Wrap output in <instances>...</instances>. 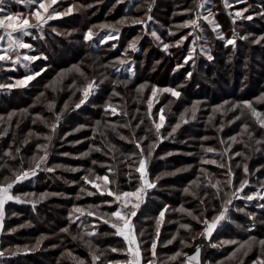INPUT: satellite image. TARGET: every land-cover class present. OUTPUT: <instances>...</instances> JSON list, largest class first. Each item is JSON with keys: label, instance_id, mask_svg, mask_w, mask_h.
<instances>
[{"label": "trees", "instance_id": "16d2710c", "mask_svg": "<svg viewBox=\"0 0 264 264\" xmlns=\"http://www.w3.org/2000/svg\"><path fill=\"white\" fill-rule=\"evenodd\" d=\"M151 1L135 0L128 11L112 14L113 11L107 15V20L112 22H117L119 20L117 17L120 15L128 21L124 23L126 28L121 26L116 28L119 30V40L108 43L105 48L88 47V42L84 43V34L89 29L88 25H77V23L71 25L70 27L82 31V33L70 32L73 36H79L80 44L77 52L65 46L71 53L81 54V60H84L86 65L79 67V71L75 68L70 73L61 74L53 82L40 81L38 87L36 85L21 87L20 93L14 88L10 90H7L8 87L0 88V135L6 136V140L0 146V184L6 185L11 182L14 179V172L34 167L32 157L44 155V151L38 150L37 145H49L47 161L41 164L36 175L16 183L11 190L12 195L19 196L23 202L13 200L5 204L3 229L0 231V251H4L6 255L0 258V264H79L80 261L91 264L90 253L100 256L96 264H127L131 256L127 251L126 241L123 237L114 234L115 229L110 224L103 222L104 219H109L104 214L110 213L117 207L113 204L109 208L104 203L106 199L112 200L113 197L101 196L91 183H85L82 178L87 176L90 181L103 188V181L97 180L96 177L107 174L110 190L135 191L141 185L139 173L135 171V168L139 167L140 159L139 149L135 147L137 141L141 142L145 155L150 143L156 145L148 163L150 178L155 187L148 191L136 217L132 218L135 226L134 235L142 256L141 264H146L149 259L153 260L154 264H184L183 254L204 231L205 225L202 221L205 218L211 221L219 214L223 203L229 198H232V203L228 205L226 220L210 241L211 250L206 255L208 264H253L257 257L264 258L259 244V241L264 240V208L260 207L264 204V200L259 199L260 196H264V129L247 110L243 115L239 108L230 110L234 96L221 100H228L226 104L229 105L225 106L224 111H214L212 108L207 111L195 109L193 118L192 109L190 108L191 111L187 113L183 108V105L189 107L196 98L200 97V93L206 90L214 92L217 87H223L225 90L223 86L225 83L233 84L231 89L227 88L234 91L231 93H237L236 89L242 86L241 80L247 77L250 86L256 89L255 92L263 88L264 65L251 66L256 56L252 53L253 45L249 43L248 33L249 29H254L256 32V28H252L253 24L247 18H243L238 23L240 25L238 28L232 22L233 18L229 17V12L242 6H232L230 9L225 7L224 0H217L218 5H215L216 0L206 1L208 9L217 12L218 23L220 17L225 19L222 20L224 27L221 31L223 30L225 39L235 37V46H226L225 41L222 40L226 52V55H222L223 49L218 46L217 36L214 34L215 39L208 41V47L204 48L210 50L206 53L213 59L204 57V53L200 54V59H198L199 54L195 56V71L187 80L193 83L190 89H187L188 92L185 90L182 95L184 103L180 99H171L170 94L166 97L164 103L168 108L163 111L166 118L160 129V135L157 136L153 121L159 123L161 114L157 106L160 102L159 93L155 96L154 110L149 114L147 92L139 89L140 83L144 82L145 78L138 80L136 76L140 69L139 63L137 65L133 63L132 67L128 68L122 67L119 63L110 65V61L122 58L124 49H130L128 45L141 33L142 23L133 24L131 21L144 20L145 11L143 13L140 10L136 11L135 7ZM196 1L154 0L153 2L160 12L167 15L166 11L179 5V2H183L182 7L187 9ZM246 1L243 8H247L248 11L245 13L253 17L260 16V21L264 23V16L260 15L264 13V0ZM207 31L212 33L209 26ZM259 31L261 30L257 32ZM58 34L55 31L45 32L41 37L37 36V40L25 36L23 39L33 47L32 50H28V55L39 52V55L41 54L39 61L29 70H23L18 63L13 65L12 61H0V65H3L0 68V84L9 85L15 79H21L20 77L25 76L26 73L34 74L39 69L38 64L42 67L50 61L53 63L54 58L50 54V49H55L56 39L63 38L60 33ZM242 34L247 39H243ZM146 42L157 46L153 41ZM113 43L116 45L115 48L112 47ZM156 48L161 47L159 45ZM170 50V54L165 52L164 55L169 62L172 63L173 60L176 64L187 52L184 45L170 47ZM229 54H234L235 57L230 59ZM160 55L164 59L163 54ZM139 56L140 52L135 53L130 50L129 58L138 59ZM25 64L29 63L25 62ZM188 64L186 63V66ZM188 69L182 70L183 76L187 74ZM249 73L250 76L247 75ZM66 80L70 82L66 84ZM93 80L97 84L95 91L77 108L76 105L83 98V89ZM219 81L223 83L220 86ZM220 93L223 95L224 92ZM49 104L54 107L50 109ZM109 105L116 108L117 114L113 115L111 108H108L107 114L105 113V108ZM185 112L188 114L184 117L187 123L181 119ZM56 115H60L61 119L53 133L51 126L55 123ZM237 116H240V119H236ZM97 121H100L99 125ZM177 124L180 126L172 132ZM245 125L247 130L244 128ZM49 135L52 136L51 141L44 139ZM145 136L147 139H144ZM232 137H235V141L231 139ZM68 143L69 145L66 146ZM65 147L70 149L73 156L64 154L67 151ZM209 147L214 151L206 152L205 149ZM9 150L16 157L14 160L4 155ZM172 151H185V154H169ZM202 159L215 160L217 163L203 164ZM172 160L179 163L168 165L167 162ZM93 161L96 163L94 164ZM219 164L225 166L218 167ZM58 165L66 167V171L60 173L66 180L57 177L55 183L53 180H56ZM245 166L247 172L244 170ZM229 167L233 173L232 177L228 175ZM47 168L54 170L49 172ZM109 168L112 172H109ZM130 172L131 181H129ZM5 177L8 179L6 180ZM229 179H232L231 185L226 183ZM113 180L115 183H112ZM245 180L247 186L242 192H238L241 181ZM217 181L220 182L217 187L222 189L220 198H216V188L211 186ZM185 189L188 191L186 192ZM88 192H93L95 195L89 196ZM45 193L49 195L41 198ZM53 193L55 195H52ZM233 193H236V197L232 196ZM254 193L258 195L252 201H248L246 196ZM201 200H204L203 204ZM135 202L137 200L133 199L132 203ZM90 205L93 206L91 209H89ZM77 207L83 209V215L74 212V208ZM128 208H131V203ZM89 210L93 212L92 216L88 215ZM161 211H165L162 221L159 218ZM188 212L199 217L200 222L193 220ZM70 216L75 223H70ZM110 219L115 221V217ZM182 224H188L190 228H182ZM65 228L68 229L67 232L61 231ZM89 232L96 234L90 236ZM252 237H255V242L251 251L244 255L247 251L246 242ZM37 241H40L39 246ZM153 241L157 244L155 256L151 253ZM227 241H235V243H227ZM242 244L245 247L242 248ZM113 248L117 251H111ZM177 252L182 255L173 259Z\"/></svg>", "mask_w": 264, "mask_h": 264}, {"label": "rangeland", "instance_id": "374dc122", "mask_svg": "<svg viewBox=\"0 0 264 264\" xmlns=\"http://www.w3.org/2000/svg\"><path fill=\"white\" fill-rule=\"evenodd\" d=\"M133 1H135V0H119V2H118V0H57V3L55 5H53V8H55L57 12L64 13L70 7L73 9V11L71 12V14L62 15V16H59V17L54 18L52 20H49L48 23L43 25L42 28L30 29L31 34L29 35V37L34 38L35 40H37V38H38L37 36L41 37V35H44L45 32H52V31H55L57 34L60 33L63 36V38H61V40L56 39L55 40L56 41L55 49L54 50L50 49V54H52L53 58H54L53 63H51V61H50L42 67H41V65L38 64L39 69L36 72H40L41 75L36 76L35 79L29 81L27 86L36 85L38 87L39 86L38 82H40V81H44L45 83L53 82L54 80L58 79V77L61 74H66L68 72L70 73V72L74 71L75 68L84 67V65H86L84 60H81V54L71 53V51H68V48L65 47V46H69V48L73 49L72 50L73 52H77L79 49L78 48V46L80 44L79 38H78L79 36H73L72 33H70V32L82 33V31L78 28L70 27L73 24L77 23V25H88L89 28H92L94 33L98 34L97 36H94L93 41H87L88 47H91V46L92 47H94V46L95 47H99V46L104 47V46H107L108 43L117 42V40H119L120 36L118 37V39L108 40L106 43L100 44L99 38L103 37L107 33L111 32L112 29L111 28H103L102 29L98 26L104 25V24L113 25V26H115V28H121V27L126 26V25H124V23L123 24L118 23L119 21H121L125 17L120 15L121 17L120 16L117 17V19H119V20H117V22H115V21L112 22V21L107 20V15L113 11L114 12L112 14H115L116 12L121 13L122 11L123 12L128 11V9H129V7H131V5H132L131 3ZM153 1L154 0H152L150 3L144 2V3H141L135 7L136 11L140 10L142 13L145 11V14L143 16V19H144L143 22L144 23H142V27L140 29L141 33H139V35L137 36V38H139L138 42L136 44L137 50L134 51L135 53L140 52V56L138 57V59H136V57L135 58H133V57L129 58L131 49H127V51H126V49H124L122 58L116 59L114 61L113 60L110 61V65L115 64V63L116 64L119 63L122 65V67L124 66V68H128V67H132L133 63H135L136 65L139 63L138 67L140 69H139V71H137L136 76H138V80L145 78L144 82L140 83L139 89L142 92H147L146 93V100L148 99V101H149V99H151L152 104L155 103V96L152 95L153 86H155L157 89H164V88H168V87L176 89L177 91H179L181 93V96L179 98L171 96V99L172 98L174 100L180 99L184 103V98L182 97V95L184 94L185 90H186V92H188L187 89H190V86L193 83V82H188L187 80H189L188 73L192 74L195 71V68H194L195 56L197 54H199L198 59H200V54H202V53L205 54L204 57H206V58L208 57V55H210V54L207 55L206 52H202V49L208 47V41H210L212 39L214 40L215 39L214 34L217 36V32H219L223 36H225L224 32H222L223 30L221 31V29H223V27H224V23L222 22V20H225V19L223 17H220L221 20H219V23L216 21L217 12L215 10L208 9L207 3H206L207 0H197L196 3L194 2L191 4V5H193L192 7L189 6L187 9L185 7H182L183 2H181V3L179 2L178 3L179 5H175L174 8L169 10L168 12L166 11V13H168L167 15H165V13L160 12L156 6V3H154ZM245 2H247V1L243 0V2H241V0H228V7L230 9L232 6H242L240 9L231 10L229 12L230 16L228 15L229 17H232L233 20L234 19L236 20L235 24H236L237 28H238V26L240 27V25H238V23L241 22V20L243 18H247V16H249V14L244 12L242 18H239V19L235 18V13L237 11H243V9H244L243 5L245 4ZM201 3H203V5H204L202 8L199 7V5ZM215 5H218L217 0L215 1ZM8 7H10L13 12H20V13L24 14L25 16H28L29 12L35 6H31V8H30L29 6L26 5V0H25V2H22L20 4H16L13 2L10 5H8ZM149 7L151 8L150 12L148 11ZM51 11H52V9L50 8L49 12H51ZM209 11H211L213 14L210 17V19H214L216 21V23L219 24V26H220L216 32H214L212 30L211 25L206 23L207 21L203 20L202 18L198 21L200 27L196 28L195 30H193L192 28L179 27L180 25H183L189 19H196L197 13H199V15L201 17H203V16H207ZM41 12L43 13L42 9H41ZM43 14L47 15V13H43ZM148 16H151V19H148ZM228 16L225 18L227 19ZM146 17H147V19H146ZM259 18H260V16L253 17L252 20L247 19L250 23L253 24L252 28H256L255 29L256 32H254V29H249L248 36L250 38L249 43L253 45L252 46V53L256 56L255 60H254L255 64L251 63V66L256 65L258 67L264 65V40L260 39V37H264V28H263L264 23L262 21H260ZM233 20H232V22H233ZM126 21H128V20L126 19ZM30 22L34 23L35 22L34 18L31 19ZM94 25L97 27H93ZM119 26H121V27H119ZM207 26H209V29L212 30V33L207 31ZM124 28H126V27H124ZM257 29L261 30V31H259L260 33L257 32L258 31ZM152 31H156L157 35L161 37L163 42L168 43L170 45H174L176 41H179L182 36L187 35L189 32L193 33V37L199 35L200 37H202V39L197 40L195 45H193L190 43V41L192 40L193 37H189V41H185V43L183 44L187 49L186 55H184L182 57L181 61H179L178 64L174 63V61L172 60V63H173L172 64L171 62L168 61L167 57H165V55H164L166 53L163 50V44L152 37V35H151ZM169 31L175 33V35L169 36L168 35ZM0 35H5L2 30H0ZM70 35L72 37H68ZM241 36H243V34ZM68 38H72V39H68ZM137 38H135L134 40H136ZM146 41H153L157 44V46L154 43H152L153 44L152 45ZM217 41L216 42L218 43V46L219 47L221 46L223 49L222 55L225 54L226 53L224 50L225 46H223L224 42L218 38H217ZM257 41H259V42H257ZM24 42L28 43L25 40H24ZM84 43H86V41H84ZM114 43H113V45H115ZM28 44H30V43H28ZM69 44H72V45H69ZM159 45L161 48L157 49L156 47H158ZM183 45H181V46H183ZM171 47H175V46H171ZM193 47L195 48V51L193 53L192 60H190L189 61L190 64L187 63L188 65L186 66V64L184 63V59L187 56L189 49L193 48ZM7 48H8V40H7V37L5 35V38L3 40H0V55L5 54V49H7ZM32 49H33V47L30 50H32ZM28 50L29 49H17L16 52L9 51L8 55L11 56V60H7V61L15 60L14 59L15 56L17 57V55L19 54L21 57V61H20V63H18V66L21 65L22 67L21 66L20 67L23 70H29L31 68H34V66H35L34 63L37 64L39 59H36L34 61H24L23 60V56L28 55V53H29ZM167 53L168 54L171 53L170 48L168 49ZM13 54H15V56ZM160 54H163L164 59H162L160 57L161 56ZM229 55H230L229 56L230 59L235 57V56H233L234 54H229ZM33 56L40 57L41 54L39 55V52L36 51V54H34ZM139 58H142V59H139ZM121 61H124V62L121 63ZM25 62L29 63L30 65L28 64L27 67H24V65H26ZM247 63H249V62H247ZM178 65H182V66L178 67ZM185 68L186 69L189 68V69L186 71L187 74L185 76H183L182 70ZM42 69H46V70L42 71ZM129 70H133V69H129ZM29 74L30 73H26L25 76L29 75ZM247 75L250 76V73ZM25 76H21L20 77L21 79H15V81L16 80H22ZM248 78L249 77H247V79L244 78L243 80H241L242 86L240 88L236 89L237 93H231V92H234V91L230 90L231 86H234L233 84L226 85V83H225L223 85L225 87V90H223V87L222 88L217 87L214 92H210L209 90H206L205 92L200 93V97L196 98L195 101H193L189 105V107L186 105H183V108H184V110H186L187 113L189 110L191 111V109H193V105H195V109H200V110H204V111L209 110V108H212L213 110L219 108L220 109L219 111H224L225 106L229 105V104L225 103L228 100H224V101H221V100L223 98L234 96L233 98H235V99L232 98L233 99L231 102L232 104L240 103L243 101H250L253 103V106L255 107V109L258 112L264 114V102H257V99L262 94H264V85H263L262 89H259V90L257 89V92H255L256 89L253 88L252 85L250 86V84L248 83L249 82ZM15 81L12 83V85H15ZM68 82H70V80L69 81L66 80V84ZM221 84H223V83L219 81V86ZM142 85L144 86L143 88H141ZM227 87H229L230 89H228ZM10 88L16 89L17 90L16 92H19V93L21 91L19 89L21 87H19V86H13ZM10 88L8 87L7 90H10ZM220 92H224L223 95ZM157 93H159V95H158L159 99L158 100L160 101L157 103V106L159 107V109H163V110L167 109L168 106L166 103H164V101H166V97L170 93H165L162 91H158ZM91 96H92V92L90 94V97ZM235 96H237V97H235ZM221 105H223V108L220 107ZM152 110H154V106L152 107ZM187 113L182 114L183 117H185V116L187 117V115H188ZM164 116L166 118V115H164ZM77 128H82V127H77ZM70 144L74 145L75 143H70ZM68 145H69V143L66 144V146H68ZM65 149L67 150L65 152V153H67L66 156H70V157L73 156L72 152L70 151V149L68 147H65ZM169 154H173V155L185 154V151H176V152L172 151ZM174 157H176V156H174ZM173 159L177 160L176 158H173ZM176 162L179 163L178 161L172 160V162H167V164L168 165L172 164V166H173V165H175ZM63 171H66V167H64V165L59 166V170L57 171V173H56L57 175L55 177L56 180L54 179L53 182L54 181H55V183L57 182V177L60 178L61 180H66L63 177V174H60V173H63ZM147 171H148L149 182L154 183L150 178L148 167H147ZM32 177L33 176H30L28 179H30ZM28 179H26V180H28ZM150 189H147L146 194H144V196H143V200H145L147 193ZM56 196H58V195H56ZM133 199H136V198L135 197L129 198L130 203H132ZM133 234H134V231H133ZM136 241H137V239H136ZM126 244H127V242H126ZM137 244L139 245L138 241H137ZM193 245H194V242H193ZM127 246L129 247L128 244H127ZM192 246H191V248H192ZM186 254H188V251L186 252ZM203 257H204V255H203ZM184 259L186 261L185 256H184ZM204 260H205V264H207L206 263V257Z\"/></svg>", "mask_w": 264, "mask_h": 264}, {"label": "snow or ice", "instance_id": "6c2138e0", "mask_svg": "<svg viewBox=\"0 0 264 264\" xmlns=\"http://www.w3.org/2000/svg\"><path fill=\"white\" fill-rule=\"evenodd\" d=\"M16 3V4H20L22 2H25V0H0V30L3 31V33L6 35L7 40H8V48L5 49V54L0 55V61H7V60H11V56L8 55L9 51H16L17 49H31L32 46L28 43L24 42V37L25 36H29L30 33V29L33 28H42L43 25L47 24L49 20H52L54 18H57L59 16L62 15H67V14H71V12L73 11V9L70 7L68 8L64 13H59L56 11L55 8H53V5H55L57 3V0H26V5L29 6L31 8V6H35L34 8H32V10L29 12L28 16H25L24 14L20 13V12H13L11 10L10 7H8V5H10L11 3ZM119 2V0H118ZM241 2H243V0H241ZM225 3V7H228V0H224ZM203 3H201L199 5V7H203ZM52 9L51 12H49V9ZM41 9L43 10V13H47V15H44L41 12ZM148 11H151V8L149 7ZM248 9L245 8L243 9V11H237L235 13V18L239 19L243 17V13L247 12ZM212 12L209 11L207 16H203L201 17L199 15V13H197V17L196 19H189L188 21H186L183 25H180L179 27H185V28H192L193 30H195L196 28H199L200 25L198 23V21L202 18L203 20L207 21V23L209 25H211L212 30L214 32L217 31V29L220 27L219 24L216 23V21L214 19H210V17L212 16ZM261 16H264V13H260ZM34 18V23L30 22L31 19ZM127 18L122 19L121 21H119L118 23L123 24L125 23ZM148 19H151V16H148ZM248 20H252L253 17L251 15L247 16ZM133 24H140L143 23L142 19H133L131 21ZM236 20H233V23H235ZM93 27H97V26H93ZM98 27L100 28H111L112 31L107 33L106 35H104L103 37L99 38V43L100 44H104L106 43L108 40H112V39H118L119 37V30L115 28V26L113 25H99ZM5 35H0V40H3L5 38ZM97 33H94L92 28H89L88 31L84 34V40L85 41H93L94 36H97ZM151 35L153 38H155L157 41H159L160 43L163 44V50L165 52L168 51V49L171 46H175V47H180L181 45H183L185 43V41H189V37H193V33L189 32L187 35H184L180 38L179 41H176L174 45H170L168 43H164L163 40L161 39L160 36L157 35L156 31H152ZM169 36H173L175 35V33L169 31L168 32ZM217 38L220 40H224L225 41V45H233L235 46V37L232 39H225V37L217 32ZM243 39H247V37H242ZM137 38L136 40H133L129 45L128 48H130L132 51H136V44L138 42ZM202 39V37H200L199 35L195 36L192 38V40L190 41L191 44L195 45L197 40ZM260 39L264 40V37H260ZM259 42V41H257ZM113 48L116 47V45H112ZM127 51V49H126ZM195 51V48H190L188 51L187 56L184 59V63H188L190 60H192L193 57V53ZM210 50L208 49H202V52H208ZM40 57L37 56H33V55H24L23 56V60L24 61H34L36 59H39ZM209 60H212L213 57L211 55H208L207 57ZM44 59H47V57H44ZM21 61V57L18 54L15 60H12V64L15 65L17 63H19ZM124 61H121V63H123ZM182 65H178V67H180ZM3 65H0V68H2ZM24 67H27V65H24ZM14 70V69H12ZM46 69H42V71H44ZM77 71H79V68L76 69ZM41 75L40 72H36L34 74H30V75H26L22 80H16L15 81V85L9 84V85H3L0 84V88L3 87H13V86H19V87H26L28 82L35 79L36 76ZM81 75H83V73L81 72ZM191 73H188V77H191ZM97 87V84L95 82V80L89 82L87 84V86L83 89V98L80 100V103L76 105V107H80L81 104L85 103L89 97V95L91 94V92L95 91ZM144 86L142 85L141 88H143ZM158 91H162L165 93H170L171 96L179 98L181 96V93L179 91H177L174 88L168 87V88H164V89H157L155 86H153L152 88V95L156 96ZM114 95H118V93H114ZM41 96H43V93H41ZM257 102H264V94H262L258 99ZM227 103V102H225ZM52 107H54V105L49 104V108L51 109ZM67 107V105H66ZM153 104L151 99H149L148 102V110H149V114H151V110H152ZM221 108H223V105L220 106ZM108 108H111V112L113 115L117 114L116 113V108L114 106L109 105L108 107L105 108V113L107 114L108 112ZM239 108L241 110V115L244 114L245 110H247L248 112H250L255 118L257 123L259 124V126L264 129V114L258 112L255 107L253 106V103L250 101H243L240 103H236L233 104L231 106L230 110H235ZM220 109H214V111H219ZM163 109H160V116H159V123H156L155 121H153V123L155 124V130H156V134L157 136L160 135V129L163 126L164 122H165V116L163 115ZM192 116L193 118L195 117V105H193V109H192ZM61 116L60 115H56L55 117V123L52 124V132L55 133V130L57 128V126L59 125ZM181 119L184 123H187V120H184L183 115L181 116ZM236 119H240V116H237ZM141 123H143V121H141ZM100 124V121H97V125ZM127 126V125H125ZM180 125L177 124L175 127H173L172 132H175L176 129L179 127ZM137 127H139V125H137ZM245 130H247V125L244 126ZM7 130H5L6 132ZM77 131H79V129H77ZM169 135H171V133H169ZM44 139L51 141L52 136H45ZM121 139H124V137H121ZM144 139H147V136L144 137ZM205 139H207V137H205ZM231 139H233V141H235V137H232ZM259 143V141H257ZM48 144H38L37 145V149L38 150H43L44 151V155L43 156H33L32 157V162L34 163V167H30L27 170H19L18 172H14L13 176L14 179H12L11 182L6 183V185H2L0 184V231H2L3 229V219H4V215H5V204L8 201H13L15 200L16 202H23L21 201L19 196H13L11 194V190L14 187V185L16 183H20L26 179H28L30 176H35L36 172L38 169H40L41 164L46 163L47 161V149H48ZM135 147L137 149H139V167L135 168V171L139 173V179L141 182L140 187L136 188L135 191H126V192H120L119 190L117 191H112L109 189V176L106 174L103 177H99L97 176L96 179L97 180H102L103 181V188H101V186L93 181H90L88 179L87 176L83 177L82 179L85 181V183H91L92 187L95 188L97 190V192L101 195V196H107V197H113L112 200H105L104 203L108 205L109 208L112 207L113 204L117 205V207L115 208V210H112L110 213H105L104 216H108L109 219H104V223L105 224H110V226L115 229V235L121 236L123 237V239L127 242V244L129 245L128 247V253L131 256V259L127 262V264H141V259H140V248L139 245L137 244L136 238L133 235V231H134V224L132 222V218L136 217L137 215V211L140 208V204L143 202V196L144 194H146L147 189L150 188H154L155 184L149 182L148 180V171H147V167H148V163L151 159L152 156V152L154 150V148L156 147L155 144H149L147 146V155H145V149L143 147H141V142L137 141L135 143ZM17 153H19V149L16 150ZM97 151H99V149H97ZM206 152H213L214 149L213 148H207L205 149ZM5 156L10 157L11 159H15L16 157L12 155L11 150L7 151L4 153ZM65 155H67V153H65ZM236 155H240V153H236ZM93 163L95 164L96 162L93 161ZM201 163L203 164H216L217 162L215 160H205L202 159ZM21 164H23V159H21ZM224 164H219L218 167H224ZM47 171L51 172L54 169L52 168H47ZM76 169H73V171H75ZM245 172L248 171L247 166H245L244 168ZM201 171H203V169H201ZM109 172H112V169L109 168ZM228 175L229 177L233 176V173L231 172V168L229 167L228 170ZM5 179L7 180L8 178L5 177ZM132 179V174L131 172L129 173V181H131ZM158 179V178H157ZM112 183H115V181L113 180ZM219 181L216 182V184H212L211 186L213 188H216V193L215 196L216 198H220V193L222 191V189H220L219 187H217V185H219ZM227 184L231 185L232 184V179H229L227 182ZM247 186V181H241L240 183V187L237 190L238 192H242L244 190V188ZM81 191H84V189H81ZM185 191L187 192L188 190L185 189ZM89 196L91 195H95V193L93 192H88L87 193ZM49 195L47 193L43 194L41 198H43L44 196ZM52 195H55V193H53ZM207 195V194H205ZM225 195H228L227 193H225ZM258 194H253V195H247L246 199L248 201H252ZM233 197H236V193L232 194ZM131 197H135L137 202L135 203H131V208H128V204L130 203L129 198ZM259 199L264 200V196H260ZM201 204L204 203V200L200 201ZM232 203V198H229L228 200H226L223 205H222V210L219 212L218 215L214 216L212 218L211 221H209L207 218H205L202 222L205 225L204 228V232L200 233L201 236H206L208 238H210L212 236L213 231L216 229L217 225L226 217V214L228 212V205H230ZM33 207H35V204H33ZM93 206H89V209H91ZM97 208L99 206H96ZM261 208H264V204L260 205ZM183 210V209H181ZM166 211V210H165ZM165 211H161L159 214V218L162 221L165 215ZM74 212H80L83 215V209L81 208H74ZM88 215L92 216L93 212L91 210L88 211ZM188 215L192 216L193 220H197L198 222H200V218L193 215L191 212H188ZM111 217H115V221H111ZM76 219H79V217H76ZM70 223H75V220L71 219L70 216ZM182 228L185 229H189L190 226L188 224H182L181 225ZM61 231L63 232H67L68 229H62ZM95 232H89L88 235H95ZM159 236V222L157 225V238ZM43 239V238H41ZM73 239H76V237H73ZM173 239H175V237H173ZM172 241L170 240L169 243H171ZM183 243V241H181ZM255 242V237L250 238V240L248 242H246L247 245V251H245L244 255H247L248 251H251L252 248V244ZM40 241H37V246H39ZM227 243H235V241H227ZM259 244L261 246V255L264 256V240L259 241ZM91 245H89L90 247ZM213 247H215L216 245H212ZM157 247L156 241H153L151 244V253L152 256L156 255L155 249ZM241 247H245V245H241ZM17 251H19V249H17ZM111 251L115 252L117 251V249L113 248L111 249ZM239 251V249H238ZM15 254V253H13ZM6 253L4 251H0V258L5 257ZM69 255H71V253H69ZM90 255L92 256V261L91 264H96L97 261L100 260V256L96 255L95 253H90ZM182 255V253L177 252L175 254V256L173 257V259H176L178 257H180ZM184 256H186V261L184 262V264H200V249L199 247H197L195 249V253L193 255H188L186 253L183 254ZM235 255V253L233 254ZM79 264H84V261H80ZM146 264H154V261L149 259L146 261ZM253 264H264V258L261 257H257V259L253 262Z\"/></svg>", "mask_w": 264, "mask_h": 264}, {"label": "bare ground", "instance_id": "6f19581e", "mask_svg": "<svg viewBox=\"0 0 264 264\" xmlns=\"http://www.w3.org/2000/svg\"><path fill=\"white\" fill-rule=\"evenodd\" d=\"M207 239L205 237L200 238V240H198L195 244V246L190 250V254L189 255H193L195 253V249L196 247H199L200 249V264H205V257L207 255ZM204 255V257H203Z\"/></svg>", "mask_w": 264, "mask_h": 264}, {"label": "water", "instance_id": "95a60500", "mask_svg": "<svg viewBox=\"0 0 264 264\" xmlns=\"http://www.w3.org/2000/svg\"><path fill=\"white\" fill-rule=\"evenodd\" d=\"M6 140V136L4 135V136H1L0 135V146L4 143V141ZM228 209H229V206H228ZM229 211V210H228ZM227 214H228V212H227ZM227 214H226V217H227ZM226 217H225V219H223L218 225H217V227H216V229L213 231V233H212V236L210 237V238H208V237H206V236H199V238L198 239H196V240H194V245L192 246V248L195 246V244H196V242L198 241V240H200V238H202V237H205L206 239H207V247H208V249H207V252H210V250H211V248H210V241H211V239H212V237L214 236V234L221 228V226H222V224L225 222V220H226ZM204 232V231H203Z\"/></svg>", "mask_w": 264, "mask_h": 264}, {"label": "built area", "instance_id": "2783aa9c", "mask_svg": "<svg viewBox=\"0 0 264 264\" xmlns=\"http://www.w3.org/2000/svg\"><path fill=\"white\" fill-rule=\"evenodd\" d=\"M192 248H189L188 249V255L190 254V250H191ZM186 257V256H185ZM206 262H207V256H206ZM207 264H208V262H207Z\"/></svg>", "mask_w": 264, "mask_h": 264}, {"label": "crops", "instance_id": "0c3cea01", "mask_svg": "<svg viewBox=\"0 0 264 264\" xmlns=\"http://www.w3.org/2000/svg\"><path fill=\"white\" fill-rule=\"evenodd\" d=\"M134 235V234H133ZM140 259H141V253H140Z\"/></svg>", "mask_w": 264, "mask_h": 264}]
</instances>
